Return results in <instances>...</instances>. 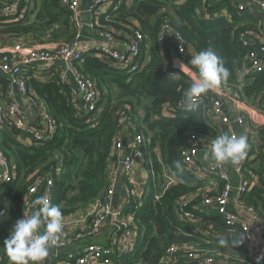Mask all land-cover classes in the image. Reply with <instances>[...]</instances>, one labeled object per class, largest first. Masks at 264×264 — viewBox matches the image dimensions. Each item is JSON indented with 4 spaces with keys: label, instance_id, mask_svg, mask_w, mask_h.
Wrapping results in <instances>:
<instances>
[{
    "label": "trees",
    "instance_id": "obj_1",
    "mask_svg": "<svg viewBox=\"0 0 264 264\" xmlns=\"http://www.w3.org/2000/svg\"><path fill=\"white\" fill-rule=\"evenodd\" d=\"M30 2L21 0L16 16H0V46L13 44L15 42H10L15 39L30 45L21 39L31 34L41 44L53 42L57 45L68 42L78 32L82 35L83 27H75L72 12L61 5V0H42L40 9L34 6L31 10L35 11L33 22L28 20ZM199 2L126 0L102 11L100 7L97 14L90 12V27L96 33L109 31L115 40L123 43H128L135 32L141 35L138 55L133 61L135 70L113 60L101 59L102 52L94 48H87L79 59L71 62L72 71L89 78L98 93L96 108L90 113L76 108L78 97L72 94L75 86L69 77L61 82L59 64L40 76L31 69H23L19 74L25 82V98L43 104L54 131L32 146H25L16 139L20 132L10 124L0 130V148L15 168L14 180L0 192L6 209L1 221L0 264H10L3 241L12 225L21 218L22 201L36 177L41 178L43 184L30 195L31 203L37 197L48 196L50 204L61 209L63 219L87 216L94 202L102 198L110 186V170L121 156L116 148L118 140H125L128 145L136 135L143 137L144 156L138 169L145 172L146 188L150 191L139 190L129 196L123 206L125 214H132L135 243L128 255L112 254V264H189V252L182 250L164 261L166 250L173 245H186L215 260H247L240 227L237 224L226 226L216 212L208 213V208L201 204L204 196L220 194L225 182L205 171L197 158L195 166L186 169L179 154L181 139L187 134L198 136L205 144L227 132L211 121L205 94L194 111L177 107L193 80L175 66L178 56L171 38L165 36L159 41L158 35L161 26L167 24L181 34L192 56L211 47L231 73L222 84L235 89L246 105L258 102L261 106L264 103V71L252 76L239 74L249 51L241 45L239 33L244 28L256 27L259 22L248 15L237 14L226 4L218 6V10L227 8L229 19H201ZM96 37L103 38L98 34ZM179 57L198 76L189 62L191 58ZM9 90L12 91L10 78L0 73V106L8 101L5 92ZM261 140H264L263 131ZM124 149L128 151L127 147ZM250 155L253 157L242 167V172L245 177L256 178L257 184L242 193L240 200L252 206L264 226V141L257 147L251 145ZM176 162L182 171L176 169ZM120 178L132 189L136 186L132 176L121 174ZM47 180L51 181L50 186H46ZM210 180L217 185L216 190L210 191ZM186 198H190L186 209L195 211L194 221L177 215V200ZM91 221L92 217H86L87 225ZM78 230L67 234L74 250L89 242V238L79 242L73 239ZM101 244L110 247L109 242Z\"/></svg>",
    "mask_w": 264,
    "mask_h": 264
},
{
    "label": "built area",
    "instance_id": "obj_2",
    "mask_svg": "<svg viewBox=\"0 0 264 264\" xmlns=\"http://www.w3.org/2000/svg\"><path fill=\"white\" fill-rule=\"evenodd\" d=\"M124 1L126 0H93L91 4H89L88 11L89 13L94 11L95 14H97V10L100 6L120 4ZM60 3L72 12L71 20L76 28H80L83 24V10L80 8L79 0H61ZM223 4L228 5L237 14L248 15L250 18L257 19L259 22V25L257 24L256 27L244 28L239 33L241 45L249 49L241 64L240 76H252L264 71V0H200L198 5L199 18L208 20H213L215 18L229 19L230 13L227 8L218 10V6ZM20 8L21 0H0V16L2 17L16 16ZM208 10L211 11L208 12ZM97 34L106 40L107 45L101 47L95 46L94 49L100 50L108 59L120 63L123 67H129V70H135L136 66L133 65V61L138 55L139 42L141 39L139 32H135V35L128 43L122 42L120 48L112 47V44L115 43V38L111 32L101 31L97 32ZM80 36L81 32H78L74 38L70 39L68 42L60 43L55 49L51 50L24 46V44L20 42L0 46V73L8 76L12 84V91L9 90L5 92V98L8 101L0 106V130L3 129L5 124H10L15 130L20 132L16 139L25 146H32L36 141L51 136L54 131V125L43 104L39 103L37 100L30 98L28 100L25 98L27 97L25 82L19 77L23 69H31L33 73L40 76L42 73L44 74V72L48 73V69L51 66L59 64L61 67L59 74L61 82H66L68 77L70 79V76L73 78L75 90L72 94L78 97L76 108L85 114L95 110L98 101V93L91 80L74 73L71 69V62L79 59L87 49L81 43L79 39ZM165 36H169L175 44L176 54L178 56L175 57V63L178 62L180 64L179 66L175 64V66L178 67L179 70L185 72L183 67L186 69L188 68L182 63L179 56L191 58V48L187 46L181 34L167 24L161 26L158 40H162ZM185 73L192 78V80L197 78V75L193 72L192 74ZM13 86L16 88V94L23 98V101L37 112L38 116H35H37L39 120L38 124H40L41 127H33L31 119H29L30 116H22V113L19 111L21 102L16 96H13ZM205 95L209 104L211 121L219 127H224L229 135L243 134L247 139L248 148L243 161L235 167L232 166L234 171L241 176L235 188H233V183L230 181L227 164L217 165L213 162L208 165H203L205 171L223 180L225 186L222 192L216 196H204L201 204L205 209L214 207L215 212L221 217L226 226L237 224L240 227L242 242L247 250L248 259L244 261L246 264H264V253L259 246V242L261 241L253 236V231L247 221L241 220L237 214L229 210L233 189L236 192V201L241 205V194L245 193L249 187L253 186L254 182H257L254 177H245L242 172V167L253 157L250 155L251 145L257 147L260 141L264 140H261V135L258 138L252 136L249 115L244 112L246 104L240 100L239 93L231 88L230 85L221 83L215 90L209 91ZM205 95L202 94L197 98L196 104L200 100H203ZM227 104H231L234 107V110H231L233 113L230 115L225 114V107ZM177 107L179 109L186 108L184 99L178 102ZM258 108L259 110L257 112L264 115V103H262L261 106L259 104ZM93 117H95V115ZM261 131H264V128H262ZM122 142L123 140L119 139L116 148L124 157L121 158L120 156L118 164L110 170V186L108 190L102 198L94 202L87 212V216L82 215L76 218L63 219L64 228L60 240L53 248L60 252L72 245L71 239L67 238V234H69L71 230L79 229L74 233L73 237L75 241L79 242L83 239L87 240L88 238L91 239L95 237L101 232L103 227L108 228V238L106 242H109L110 247H105L99 242L89 241L79 248L76 246V250L73 249L74 251H69L67 252L68 254L60 253V259L55 264H112V254L124 256L132 252L135 243L132 214H125L123 212V206L126 205L129 196L137 193L139 188L134 187L132 189L125 183H122L125 201L121 206H115L113 203L114 185L121 174L132 176V178L134 177L135 173L133 172L139 167L143 159V148L145 145L141 135L133 136L126 146H123ZM255 143L258 144L255 145ZM201 146H203L201 139L194 134H187L181 139L179 154L186 169L190 170L195 166V161ZM126 147L128 151H125L124 148ZM14 178L15 168L11 160L7 158L4 151L0 148V192L4 187L9 186ZM262 180L264 182V172L262 173ZM42 184V179L36 177L28 186L27 195L22 201L21 217L23 213L31 214L33 212V209L29 207L31 204L30 195ZM45 184L46 186H50L51 181L47 180ZM45 198L48 199V196H45ZM189 202L190 198L184 200L178 199L175 204V209L179 217L187 221H194L196 218L195 211L186 209ZM242 205H245V209L249 215L251 214L254 219L258 218V214H256L252 206L248 204ZM5 214V206L0 200V231L1 221ZM89 216L92 217V221L87 225L86 217ZM262 243L264 244V241ZM178 250H182L183 252L188 251L189 254L187 257L191 259L190 261L195 260L207 264L214 261L212 256L205 257L200 251H195L186 245L170 246L166 250L164 261L168 260L172 254L178 252ZM71 259H73V261H71Z\"/></svg>",
    "mask_w": 264,
    "mask_h": 264
},
{
    "label": "clouds",
    "instance_id": "obj_3",
    "mask_svg": "<svg viewBox=\"0 0 264 264\" xmlns=\"http://www.w3.org/2000/svg\"><path fill=\"white\" fill-rule=\"evenodd\" d=\"M189 62L196 68L198 76L184 93V104L187 110L194 111L197 98L215 90L231 73L211 47L192 56ZM247 148V139L243 134L224 133L212 140L210 150L204 153V159L211 158L217 165L231 164L235 167L245 158ZM175 167L182 171L179 162H176ZM29 207L35 211L23 213L3 241L10 264H44L50 249L60 240L64 228L61 209L51 205L43 196L33 200Z\"/></svg>",
    "mask_w": 264,
    "mask_h": 264
},
{
    "label": "crops",
    "instance_id": "obj_4",
    "mask_svg": "<svg viewBox=\"0 0 264 264\" xmlns=\"http://www.w3.org/2000/svg\"><path fill=\"white\" fill-rule=\"evenodd\" d=\"M92 1L93 0H79L80 8L83 10V14H82L83 30H82V35H81L82 36L81 37V43L86 48H94L95 46L101 47V46L107 45L106 40L104 38L96 37V34H97L96 31H94L90 27L89 18L91 17V15L88 11V7ZM100 7H103V6H100ZM100 7L98 8L97 12L100 11ZM21 40H25V41L29 42V44L31 46H29L28 44H26L24 46H28V47H32V48H45V49L50 50V49H55L58 46L57 44H54L53 42H47V43L41 44L40 42L35 41L29 35L22 37ZM11 41L12 42H10V43L17 42L18 39L11 40ZM121 43H122L121 40H115V43L112 44V47L113 48H120L122 46ZM100 57H101V59H103L107 62L111 61L104 54H101ZM70 81L73 83V78L71 76H70ZM263 94H264V92H263ZM16 98L19 99L21 102L19 105V111L22 113V116L23 117H26L27 115L30 116L29 119H31L32 126L33 125L38 126L39 120L37 119V116H38L37 112L30 105L25 103L23 101V98H21L17 94H16ZM258 106H259L258 102H255L252 106L246 105L245 110H244V112L248 113V115H249L250 127H252L251 133H252V136L254 138H258L260 135L262 136L261 130H262V128H264V115L257 112L259 110ZM231 110L233 111L234 107L231 104H227V106L225 107V114L230 115L231 113H233ZM35 115H37V116H35ZM212 140H214V138L208 140L209 142H205V144H203V148L199 151V153L197 155V159L199 160L200 165H208V164L214 162L211 158H209L208 160L204 159V153H206L210 150ZM256 144H258V143H255V145ZM227 170L229 171L230 181L233 183L232 184L233 188L237 187L238 181L241 179V176L236 171H234L231 164H227ZM145 180H146L145 172L142 169H137L135 171L134 177L132 178V181H134V183L136 184L135 187H138L139 190H145L146 189ZM122 182H123L122 179L120 177H118L117 181L114 185L113 203L115 206H121L123 204V202L125 201L123 189H122ZM253 184H257V182H254ZM208 186L210 188V191L217 189V185L212 180H210ZM235 193L236 192L233 189V192L231 194V201L229 204V210H231L235 214H237L241 220L247 221L249 223L250 228L253 231V236L255 238H258L261 241V242H259V246L262 249L261 251L264 253V244L262 243L264 241L263 221L260 219V216H258V218H256V219H254L251 214L249 215L245 209V205H242L244 203L240 202L241 205H239L237 203L236 198H235ZM208 213H211V214L215 213L214 207H209ZM107 238H108V228L103 227L101 232L99 234H97L95 237L89 239V241L106 243ZM73 247L74 246L72 244L60 252H58L54 248H51L50 252H49V256L46 258L44 264H53V263L55 264L60 259V255H59L60 253L68 254L67 252L72 251ZM245 250H246V248H245ZM246 256H247V250H246ZM192 261H195V260H192ZM192 261H190V263ZM196 262L198 264H207L204 262H198V261H196ZM209 264H246V263L241 262V261H239V262H228V261L222 260V259H220V260L214 259V261L212 263H209Z\"/></svg>",
    "mask_w": 264,
    "mask_h": 264
},
{
    "label": "rangeland",
    "instance_id": "obj_5",
    "mask_svg": "<svg viewBox=\"0 0 264 264\" xmlns=\"http://www.w3.org/2000/svg\"><path fill=\"white\" fill-rule=\"evenodd\" d=\"M34 6H36V9H40L41 7H42V0H36V3H34L32 0H31V2L29 3V12H28V20H29V22H33L34 21V14H35V11H33V12H31V10H32V8L34 7ZM108 7V5H106V6H103L102 7V9H101V11L103 10V8L104 9H106ZM31 12V13H30ZM48 34V33H47ZM31 36H35V35H32L31 34ZM59 43H61V42H59ZM58 43V44H59ZM29 46H31V45H29ZM51 50V49H50ZM178 66L180 65L178 62L176 63ZM183 69H184V71L185 72H187V73H189V74H192V72L191 71H189L188 69H186V68H184L183 67ZM138 169V168H137ZM137 169H135L134 170V172L133 173H135V171L137 170ZM150 191V188L149 187H147L146 188V192L148 193Z\"/></svg>",
    "mask_w": 264,
    "mask_h": 264
},
{
    "label": "water",
    "instance_id": "obj_6",
    "mask_svg": "<svg viewBox=\"0 0 264 264\" xmlns=\"http://www.w3.org/2000/svg\"><path fill=\"white\" fill-rule=\"evenodd\" d=\"M13 90H14V92H16V88H15V86H13ZM122 144H123V146L126 145L125 140H123ZM123 157H124V155L122 154V155H121V158H123ZM190 264H198V263H197L196 261H192Z\"/></svg>",
    "mask_w": 264,
    "mask_h": 264
},
{
    "label": "bare ground",
    "instance_id": "obj_7",
    "mask_svg": "<svg viewBox=\"0 0 264 264\" xmlns=\"http://www.w3.org/2000/svg\"><path fill=\"white\" fill-rule=\"evenodd\" d=\"M117 162V161H116ZM114 165V164H113Z\"/></svg>",
    "mask_w": 264,
    "mask_h": 264
}]
</instances>
